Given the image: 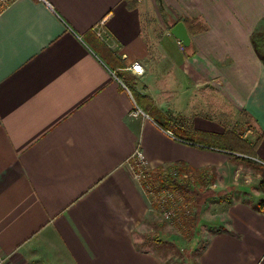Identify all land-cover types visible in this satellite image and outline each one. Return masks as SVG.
<instances>
[{
    "label": "crops",
    "instance_id": "1",
    "mask_svg": "<svg viewBox=\"0 0 264 264\" xmlns=\"http://www.w3.org/2000/svg\"><path fill=\"white\" fill-rule=\"evenodd\" d=\"M262 19L264 0L7 4L1 264H168L164 245L144 236L158 210L134 177L133 154L141 149L153 167L182 163L234 176L228 153L240 150L194 133H226L217 117L229 109L264 130V63L251 40ZM179 21L191 39L184 50L171 33ZM136 61L142 74L129 69ZM137 106L143 114L133 116ZM251 152L264 164V138ZM263 197L260 190L254 201L230 200L196 264H264Z\"/></svg>",
    "mask_w": 264,
    "mask_h": 264
},
{
    "label": "rangeland",
    "instance_id": "2",
    "mask_svg": "<svg viewBox=\"0 0 264 264\" xmlns=\"http://www.w3.org/2000/svg\"><path fill=\"white\" fill-rule=\"evenodd\" d=\"M11 1L13 0H8L3 4L0 3V11ZM257 29L264 31V19L258 24ZM217 119L220 124L226 126L228 129L226 133L213 137H208L203 134L199 135L198 133H194V135L196 138L198 137L200 142L207 145L210 144L240 150V155L237 152L228 153L229 155H233L235 160L232 168V172L235 173L233 177L230 176L228 180L223 177L221 180V177H219L220 172H216L210 167L204 168L207 173L202 171L203 176H200L201 173L199 170L201 169H192L189 165L182 163L175 165V170L169 169L173 167L172 165L149 167L151 174L149 176L151 184L150 191L154 189V186L162 189L160 188L161 185L154 182L153 176L156 174L157 168H164L168 172V177L177 183H180L176 180L179 176V171L186 173L189 171L193 172V180L188 187L196 189L195 191L197 192V194H194L192 191L184 192L175 190L182 194L183 203H187L186 200L190 199V194H192L193 199L190 202V206L193 222L190 227L182 223L184 220L182 212L173 220H166L160 212H156L157 214L155 215L157 217L154 221L155 228H149V232L144 234L147 241L152 242L154 238L156 240L155 245H164L160 253L164 255L168 264H196L198 254L204 247L206 241H208L210 233H212L214 228L220 230V224H217V218L215 216L219 214L218 218H220L221 210L226 207L225 205L232 199L248 200L251 202L252 200H256L260 195V189L258 187L259 173L255 167L261 162L255 159L253 155L255 152L251 151L263 140L264 130L252 125L247 120L245 114L239 111L234 112L230 109L229 112L225 113L220 111ZM234 126L235 129H233ZM250 153L252 154L249 155ZM196 170L198 172H195ZM183 177L187 178L188 176ZM159 222L164 224L162 226L164 231L161 233L155 231L156 223Z\"/></svg>",
    "mask_w": 264,
    "mask_h": 264
},
{
    "label": "built area",
    "instance_id": "3",
    "mask_svg": "<svg viewBox=\"0 0 264 264\" xmlns=\"http://www.w3.org/2000/svg\"><path fill=\"white\" fill-rule=\"evenodd\" d=\"M8 0H0V3H6ZM181 49H185L181 41H179ZM129 69L135 74H142L144 72L143 66L139 62H133L129 65ZM143 114V111L137 106L132 111L133 116H139ZM150 163L147 159L146 154L141 150L137 149L133 154V160L131 162V167L134 173V177L139 181L144 188L149 189L150 195L152 196L154 202L157 203L159 212L163 215L166 220H173L175 217L182 212L184 215H191L190 202L183 203L182 194L179 191L170 190L163 188L160 190L153 189L150 191ZM3 261V257L0 253V264Z\"/></svg>",
    "mask_w": 264,
    "mask_h": 264
},
{
    "label": "trees",
    "instance_id": "4",
    "mask_svg": "<svg viewBox=\"0 0 264 264\" xmlns=\"http://www.w3.org/2000/svg\"><path fill=\"white\" fill-rule=\"evenodd\" d=\"M251 40H252L253 47H254V49H255L258 57L264 63V31L263 30H258V29L255 30L253 32V34H252ZM175 165H180V164L179 163L173 164L172 165L173 167H170L169 169L175 170L174 169L175 168ZM167 166H171V165H167ZM255 169L257 170V172L261 176V179H260V182H259L258 187L261 190V192L264 194V164L263 163L257 164V166L255 167ZM162 170H164V168H157L156 169V174L153 176L154 182L155 183L157 182L159 185H161L160 188L163 189V188H166L167 187V189H170V190H181V191H184V192H186V191H189V192L192 191V192H194V194H197V192L195 191L196 189H193V188L188 187L192 183V180H193V177H192L193 172L189 171L188 173H186L184 171H179L178 172L179 176L177 177L176 180L178 182H180V183H177V182L173 181L172 179H170L168 177V172L166 170H164L163 172H162ZM199 171L201 173L200 176H203L202 171H205L206 172V170H204V169H201ZM195 172H198V171L196 170ZM183 176H188V177L187 178H184ZM199 181H201V180L199 179ZM148 183L150 184V181ZM154 189L160 190L159 187L156 188L155 186H154ZM148 192H149V189H148ZM192 199H193L192 194H190V199H187L186 202L189 203V202L192 201ZM153 202H154V200H153ZM154 205H155L156 209L159 212L158 205H157L156 202H154ZM258 209L260 211H262V212L264 211V197L259 201V203H258ZM183 219H184L183 222H182L183 224H186L188 227H190L192 225L193 218L191 217V215H184L183 214ZM155 241L156 240H154V238H153L152 242L155 243Z\"/></svg>",
    "mask_w": 264,
    "mask_h": 264
},
{
    "label": "water",
    "instance_id": "5",
    "mask_svg": "<svg viewBox=\"0 0 264 264\" xmlns=\"http://www.w3.org/2000/svg\"><path fill=\"white\" fill-rule=\"evenodd\" d=\"M162 2V0H159ZM171 33L182 42L186 47L190 46L191 39L187 27L183 21L177 22L172 28Z\"/></svg>",
    "mask_w": 264,
    "mask_h": 264
}]
</instances>
